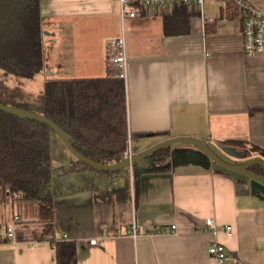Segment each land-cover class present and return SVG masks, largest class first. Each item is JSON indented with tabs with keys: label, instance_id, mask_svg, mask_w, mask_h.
Instances as JSON below:
<instances>
[{
	"label": "crops",
	"instance_id": "0c3cea01",
	"mask_svg": "<svg viewBox=\"0 0 264 264\" xmlns=\"http://www.w3.org/2000/svg\"><path fill=\"white\" fill-rule=\"evenodd\" d=\"M249 1L264 10V0ZM187 9L189 32L165 35L162 13L152 8L122 23L116 0H40L43 83L103 77L111 41L123 33L131 154L165 139L194 137L264 160V53L244 54L232 8L209 0ZM58 140L50 157L54 175L74 159ZM196 152L173 146L160 171L134 175L129 193L113 192L118 179L96 177L99 191L110 192L100 201L90 190L55 197L50 234L64 242L69 262L62 264H217L206 250L213 242L224 246L225 264H264V197ZM39 213L37 201L12 200L0 187V225L5 231L18 221L10 242L0 233V264H57L55 248L42 240ZM208 218L231 232L204 230Z\"/></svg>",
	"mask_w": 264,
	"mask_h": 264
},
{
	"label": "trees",
	"instance_id": "16d2710c",
	"mask_svg": "<svg viewBox=\"0 0 264 264\" xmlns=\"http://www.w3.org/2000/svg\"><path fill=\"white\" fill-rule=\"evenodd\" d=\"M187 8L176 5L171 12L161 14L165 35L189 32L192 12ZM42 36L40 0H0L1 70L27 79L43 72ZM111 62L106 61L103 77L46 79L42 94V114L71 137L78 152L104 166L122 161L127 147L125 84L116 77L119 70ZM51 132L45 124L0 111V187L7 189L12 200L37 201L43 225L41 237L52 231L55 197L90 190L100 201L110 192L99 191L92 182L96 177L107 182L118 179L119 186L113 190L116 193H129L130 188L127 170L99 172L75 158L54 175L49 144ZM170 150L171 147L164 148L159 154ZM256 171L262 170L256 167ZM236 176L244 182L241 176ZM59 180L68 182L67 186ZM63 245L64 242L56 240L57 264L69 262Z\"/></svg>",
	"mask_w": 264,
	"mask_h": 264
},
{
	"label": "water",
	"instance_id": "95a60500",
	"mask_svg": "<svg viewBox=\"0 0 264 264\" xmlns=\"http://www.w3.org/2000/svg\"><path fill=\"white\" fill-rule=\"evenodd\" d=\"M0 111L18 118L45 124L75 159L86 164L90 169L92 168L99 172L116 173L131 168L134 175L138 176V178L153 176L152 172L160 169L158 167L164 156V154H159L162 149L167 147L172 148L175 145H190L196 149V153L206 157L214 167L241 176L251 195L264 197V160L260 158H248L247 155L229 146L212 144L194 137H175L159 141V143L148 147L146 150L132 154L130 158L123 159L118 163L104 166L92 161L91 158L84 157L83 154L78 152L73 146L71 137L43 114H37L1 102ZM169 154L172 158L170 159V163L174 166L173 153ZM256 167H259L262 171L257 172Z\"/></svg>",
	"mask_w": 264,
	"mask_h": 264
},
{
	"label": "built area",
	"instance_id": "2783aa9c",
	"mask_svg": "<svg viewBox=\"0 0 264 264\" xmlns=\"http://www.w3.org/2000/svg\"><path fill=\"white\" fill-rule=\"evenodd\" d=\"M119 4V16L123 23L125 19L135 18L141 16V12L145 9L152 8L157 14L165 11L171 12L176 5H184L188 8H201L209 0H116ZM222 6L224 11L229 8L235 10L236 15L240 19V32L243 41V52L247 56H253L259 53H264V10L258 9L253 6L249 0H216ZM111 60L113 65L119 70L116 77L125 81L126 67L128 57L126 55V45L123 33L111 41ZM130 138L127 137V147L123 154V159L132 156L130 149ZM133 169L127 170V177L132 187ZM134 203L133 193L131 194ZM18 221L13 219V224L6 227L4 231L5 238L10 242L15 236V229ZM174 228V227H172ZM209 229L215 235L219 232L229 234L231 232L230 225L220 226L214 222L213 219L208 218L204 221V230ZM135 230L132 235L137 236ZM65 238V235L62 237ZM44 242H48L55 248L56 238L53 234H48L42 237ZM96 239H91L90 243L93 244ZM33 247V244H29ZM220 243L213 242L207 250V253L213 257L217 264H223L225 261V249Z\"/></svg>",
	"mask_w": 264,
	"mask_h": 264
},
{
	"label": "rangeland",
	"instance_id": "374dc122",
	"mask_svg": "<svg viewBox=\"0 0 264 264\" xmlns=\"http://www.w3.org/2000/svg\"><path fill=\"white\" fill-rule=\"evenodd\" d=\"M43 76L41 73L35 74L33 78H20L12 74H7L0 69V102L9 106L18 107L37 114L43 113ZM58 140L56 135L50 133V145L53 149L54 141ZM59 141V140H58ZM63 148L61 142H57ZM53 157V155H52ZM250 158H261L251 155ZM53 161V160H52ZM52 172L57 173V167L52 162ZM134 174V173H133ZM134 177V176H133ZM4 231V225H0V233Z\"/></svg>",
	"mask_w": 264,
	"mask_h": 264
}]
</instances>
